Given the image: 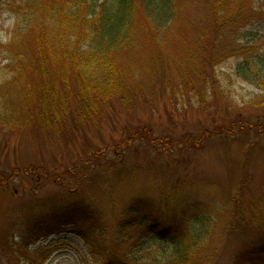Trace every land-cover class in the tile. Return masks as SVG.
<instances>
[{"label":"trees","instance_id":"16d2710c","mask_svg":"<svg viewBox=\"0 0 264 264\" xmlns=\"http://www.w3.org/2000/svg\"><path fill=\"white\" fill-rule=\"evenodd\" d=\"M260 1L186 0L180 10L174 0H0L14 16L8 40L0 41V125L35 138L47 133L67 143L88 121L104 118L105 104L116 102L128 112L151 104L160 91L157 81L168 90L173 80L178 85L170 89L174 95L195 93L216 100V66L230 58L235 59V76L259 90L254 101L264 106V36L242 40L248 27L264 17ZM166 51L177 61L171 57L166 62ZM229 124L178 137L155 136L151 128L134 126L108 150L89 148L95 151H85V170L90 172L87 168L98 166L100 159L106 163L99 177L110 202L122 201L118 221L108 228L106 212L93 203L77 202L65 207L63 215H56L53 206L40 207L15 244L19 255L30 260V244L69 225L90 253L126 245L130 261L111 253L101 264L210 262L204 211L195 206L189 221L177 223L179 214L169 210L175 186L157 193L150 181L132 193L126 178L139 168L119 164L129 152L175 159L183 149L197 151L222 134L264 137V118L250 122L238 113ZM138 141L140 150L134 147ZM27 214L33 215L31 210ZM158 220L164 224L157 225ZM237 260L264 264V242Z\"/></svg>","mask_w":264,"mask_h":264},{"label":"rangeland","instance_id":"374dc122","mask_svg":"<svg viewBox=\"0 0 264 264\" xmlns=\"http://www.w3.org/2000/svg\"><path fill=\"white\" fill-rule=\"evenodd\" d=\"M184 2L174 0L180 10ZM260 3L264 8V0ZM13 23V14L1 3V42L8 40ZM259 36H264V17L248 27L242 40ZM164 54H168L166 62L171 57V62L176 60L167 51ZM3 64L0 59V77ZM234 65L235 59L230 58L216 66L220 86L216 100L210 95L201 99L195 93L174 95L170 89L178 85L173 80L168 90L157 81L155 88L160 93L151 104L137 105L130 112L116 102L105 104L104 118L101 116L98 123L88 121L67 143L47 133L35 138L0 125V264H101L111 253L115 259L130 261L124 244L113 245L107 252L105 248H95L90 253L82 238L67 229L69 225L58 234L30 244V260L19 255L15 244L26 235L40 207L53 206L56 215H63L65 207L84 202L103 207L108 228L118 221L122 201L110 202L99 177L106 163L100 159L98 166H91L94 169L87 168L90 172L85 170L86 154L95 151L89 148L108 150L134 126L151 128L155 136L178 137L186 132L199 135L220 124L228 126L238 113L250 122L263 119L264 106L254 101L259 90L237 78ZM142 145L134 143L139 150ZM181 153L184 154L173 159L151 151L129 152L119 166L135 164L139 171L133 175L136 178H126V186L132 193L150 181L157 193L175 186L172 195L176 199L172 207L168 206L179 214L177 223L189 221L195 206L206 214L210 262L205 264H239L241 253L264 242V137L253 132L222 134L209 138L197 151L183 149ZM81 172L85 178L84 174L80 177ZM30 210L33 215L27 214Z\"/></svg>","mask_w":264,"mask_h":264}]
</instances>
